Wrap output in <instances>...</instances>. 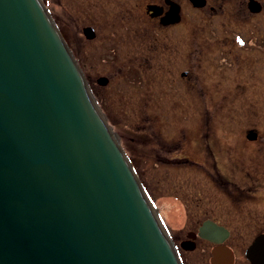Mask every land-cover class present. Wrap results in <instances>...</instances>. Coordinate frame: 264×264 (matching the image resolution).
I'll return each mask as SVG.
<instances>
[{
    "label": "water",
    "instance_id": "1",
    "mask_svg": "<svg viewBox=\"0 0 264 264\" xmlns=\"http://www.w3.org/2000/svg\"><path fill=\"white\" fill-rule=\"evenodd\" d=\"M0 264H182L43 0H0Z\"/></svg>",
    "mask_w": 264,
    "mask_h": 264
},
{
    "label": "flooded vegetation",
    "instance_id": "2",
    "mask_svg": "<svg viewBox=\"0 0 264 264\" xmlns=\"http://www.w3.org/2000/svg\"><path fill=\"white\" fill-rule=\"evenodd\" d=\"M43 2L75 59L78 50L73 37L77 39L79 37V44L82 46L96 44L95 53H98L99 49L103 50L102 53L107 55L101 54L102 63L116 64L117 61L123 60L124 57H120L122 53L114 45L118 41L117 36L123 37L114 27L113 22H116V26L133 44L131 48L133 55L127 57L129 59L127 63L121 64L125 65L121 73L123 79H127L133 86H138L144 97H147L146 100L159 102L158 99L162 101L163 97L184 95L195 108L192 110L194 113L199 101L202 102L201 106L205 108L201 110L202 114L204 112L207 119H212V122L207 120L210 124L207 129L203 132L198 131L194 122L189 130L185 127L182 131L183 137L172 138L170 143L176 141L177 148L174 149H177V155L173 158L181 162H190L206 171L203 173L205 181L210 182L212 188L220 194V205L215 210L207 208L188 210V207H185L181 227L177 229L180 233L176 238L170 236V239L182 264H250L246 249L256 236L264 234V206H256L260 204L258 198L264 200V128L257 125L259 120L243 126L237 133L242 137L241 143L229 141L231 137H226L236 133L233 128L229 130L223 128L220 132L223 141H215L213 121L215 111L211 112L210 103L218 99L217 96L220 97L219 100L238 96V93H232L233 85L227 80L233 67L238 66L239 69L249 67L253 71L252 74L255 68L264 69V0H43ZM66 21L83 23L72 35L69 27L61 24ZM105 21L109 23L107 28H101V24H97ZM133 23H140L142 34L139 30L132 29ZM134 37H140L135 44L134 40H130ZM159 37L163 40L161 41ZM166 38L182 43L180 49L187 51V65L186 63L181 67L173 65L174 58L170 57L172 54H165V50L170 49L169 40L166 41ZM141 42L142 45L135 46ZM150 42L155 45H151ZM142 52L146 54L141 55ZM155 53L157 56L162 55L161 59L165 60L157 62L156 67L152 69L154 62L151 58ZM108 55L110 58L106 57ZM202 57H205L208 65L218 69L217 77H212L210 84L202 83L199 72L196 71L202 65ZM247 57L249 61H241ZM83 65H86L84 61ZM114 74L116 73H110V76L98 75L96 79L98 85L109 84ZM102 77L106 78L105 83L99 82L103 80ZM177 85H180L179 90ZM223 86H228V90H223ZM246 86L244 82L235 84L240 92H248L249 86ZM254 91L256 96L264 98L260 95L264 92V78ZM239 95L244 96L243 93ZM174 100L173 97L172 101ZM157 106L161 107V103L159 102ZM260 108L262 109V106ZM260 111L252 110L254 115H264V110ZM161 113L154 112L156 117H162ZM151 137L149 134L146 138L149 146H152ZM181 141L183 148L177 146ZM157 142L159 144L153 147H158V151L165 148L166 141L161 139ZM169 149L172 150L173 147ZM165 158L170 160V157ZM205 223L214 239L200 235V228ZM215 228L217 232L212 231Z\"/></svg>",
    "mask_w": 264,
    "mask_h": 264
},
{
    "label": "rangeland",
    "instance_id": "3",
    "mask_svg": "<svg viewBox=\"0 0 264 264\" xmlns=\"http://www.w3.org/2000/svg\"><path fill=\"white\" fill-rule=\"evenodd\" d=\"M82 23L83 21H66L61 24L67 25L73 35ZM97 24H101V28H107L109 26V23L106 21L105 23ZM113 24L119 35H123V37L117 36L118 41L114 44L122 53L120 57H124L123 60L117 61L116 64H112V62L102 63L100 61L101 56L107 55L102 53L103 50L100 51L99 49L98 53H95L96 44L89 43L86 46H82L79 44V37L78 39L73 37L77 44V52L79 54L76 56L77 63L80 66L87 84L89 83L88 86L96 99L99 109L108 124L113 128L116 139L132 162L169 236L176 238V235L180 233V230L177 229L181 227L183 209L188 207V210H194L195 208L215 210L220 205V194L216 189L212 188L210 182L205 181L206 178L203 174L206 173L205 170L192 165L190 162H181L173 158L177 155V149H174V147H177L176 141L170 143V140L177 136L183 137L182 131L185 130V127L189 130L188 128L194 122L198 131L203 132L210 125L207 123V120L209 119L212 122V119H207L204 112L202 114L201 110L205 108L201 106L202 102L200 101L195 113L192 111L195 109L192 104L185 99L184 95L178 97L177 95L179 94L173 96L175 98L174 101H172L173 97L170 96L163 97L162 101L158 99L161 103V107H158L159 102H153L152 99L146 100V96L144 97L143 91L138 86H133L132 83H128L127 79H123L121 73L125 65L121 64L127 63L129 61L127 57L133 55L131 54L133 44L124 36L121 29L116 26L117 23L113 22ZM140 27V23H133L132 29L139 30L142 34V28ZM103 33H105V30ZM159 38L161 41L163 40L161 37ZM138 39L140 37L130 38V40H134V44L136 41H139ZM167 40H169L168 46L171 50H165V54H172L170 57L174 58V66H185V63L188 61L186 58L187 51L185 49L181 51L180 47L182 43L178 40L171 41L169 38H166ZM150 43L151 45H155L153 42ZM137 45H142V42L137 43L135 46ZM153 49L154 46L152 47ZM140 54L145 55L146 53L142 52ZM161 56L160 54L157 56L156 53L152 55L151 59L154 62L152 69L156 67L157 62L165 60L161 59ZM106 57L110 58L109 55ZM249 60L247 57L241 61L246 62ZM83 61L86 64L85 66L83 65ZM201 62L200 69L196 71L199 72L202 83L210 84L212 77H217L216 73L218 69L216 70L213 66L208 65L205 57H202ZM158 69L156 70V74L159 73ZM177 69L174 68V70ZM231 70L232 72L227 76V80L233 85L231 89L233 90L232 93H238V96L224 100H219L220 97L217 96L218 99L211 101L210 109H212L211 112L215 111L213 118L216 132L215 141H223L222 134L220 133L223 131V128L228 130L233 128L236 133H231L230 136L226 137H231L228 139L229 141L241 143L242 137L237 133H239L240 128L243 126L259 120L257 125L262 129L264 128V115H254L252 112L255 109L259 111L264 110V98L261 99L258 95L256 96L254 91V88L264 78V69L260 70L255 68L254 74H252L253 71L249 67L239 69L236 66ZM110 73H116L111 82L106 86L98 85L96 81L98 75L110 76ZM240 82L246 83V87L249 86L248 92H240L235 87V84ZM119 87L122 91L119 90ZM179 87L180 85H177L178 90ZM222 88L223 90H228V86H223ZM239 93H243L244 96L241 97ZM260 95L264 96V92ZM261 106L262 109L260 108ZM155 111H161L162 117H156L154 114ZM149 134L152 135L150 139L152 146L146 143V138ZM161 139L162 141H166L165 148L158 151V147L153 146H157L159 144L157 141ZM183 142L177 143V146H182L183 148ZM172 147V150L169 149ZM182 148H178V150ZM165 157H170V160ZM259 200L261 199L258 198L260 204H256V206H264V200H261L263 201L262 203Z\"/></svg>",
    "mask_w": 264,
    "mask_h": 264
}]
</instances>
